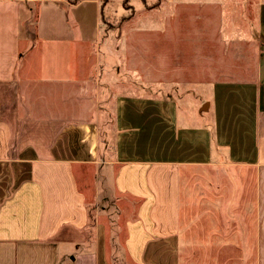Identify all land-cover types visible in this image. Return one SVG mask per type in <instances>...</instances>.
<instances>
[{
    "label": "crops",
    "instance_id": "1",
    "mask_svg": "<svg viewBox=\"0 0 264 264\" xmlns=\"http://www.w3.org/2000/svg\"><path fill=\"white\" fill-rule=\"evenodd\" d=\"M125 1L0 0L25 50L0 61V264H112L105 217L124 214L122 264H264V0L198 1L234 30L210 45L255 55L249 78L212 87V148L169 100L103 104L94 47Z\"/></svg>",
    "mask_w": 264,
    "mask_h": 264
},
{
    "label": "rangeland",
    "instance_id": "2",
    "mask_svg": "<svg viewBox=\"0 0 264 264\" xmlns=\"http://www.w3.org/2000/svg\"><path fill=\"white\" fill-rule=\"evenodd\" d=\"M198 1L158 0L155 4L144 0L116 2L102 12V35L94 52L100 55L98 66L105 71L100 84L105 91L103 104L111 105L115 95L169 100L179 115L178 126L195 124L212 130V148L218 146L214 127L211 126L212 87L221 82L249 78V74L254 72L255 55L239 45L233 46V49L210 45L215 34L225 36L234 30L230 21L218 20L219 15L224 14L211 12L210 6H202ZM16 29L18 33H23L13 16L0 9V61L3 58L6 60L12 53H25L16 39ZM111 115L100 127V147L109 161L114 159L117 149L114 137L119 132ZM80 180L82 185L88 181ZM89 202L91 207V197ZM130 217L125 214L120 218L105 217L109 219L108 251L112 264L123 262L124 223Z\"/></svg>",
    "mask_w": 264,
    "mask_h": 264
},
{
    "label": "trees",
    "instance_id": "3",
    "mask_svg": "<svg viewBox=\"0 0 264 264\" xmlns=\"http://www.w3.org/2000/svg\"><path fill=\"white\" fill-rule=\"evenodd\" d=\"M127 1V0H126Z\"/></svg>",
    "mask_w": 264,
    "mask_h": 264
}]
</instances>
